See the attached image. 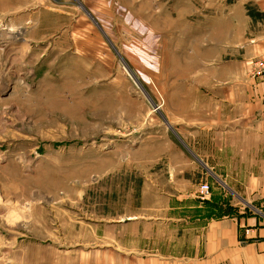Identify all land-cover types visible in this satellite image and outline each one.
Wrapping results in <instances>:
<instances>
[{
	"label": "rangeland",
	"instance_id": "1",
	"mask_svg": "<svg viewBox=\"0 0 264 264\" xmlns=\"http://www.w3.org/2000/svg\"><path fill=\"white\" fill-rule=\"evenodd\" d=\"M178 7L190 11L192 1ZM178 7L0 0V264H22L12 245L25 239L32 254L43 247L40 262L26 264H47L53 235L58 250L75 247L58 253L64 264H150L146 244L117 252L130 249L134 229L148 238V227L134 228L147 221L146 182L207 169L184 139L201 98L181 94L199 82L172 81L165 66L163 29L182 24ZM59 212L70 215L68 242Z\"/></svg>",
	"mask_w": 264,
	"mask_h": 264
},
{
	"label": "crops",
	"instance_id": "2",
	"mask_svg": "<svg viewBox=\"0 0 264 264\" xmlns=\"http://www.w3.org/2000/svg\"><path fill=\"white\" fill-rule=\"evenodd\" d=\"M182 1L193 9H180ZM176 3L182 24L163 29L165 66L172 81L199 82L181 94L201 98L199 119L195 113L184 139L207 169L169 170L152 189L147 181V221L134 228L148 227V238L140 240L134 229L124 237L130 249L117 252L146 244L150 264H264V76H252L254 59L264 56V0ZM202 183L211 188L207 199L199 196ZM62 215L64 230L70 215ZM47 219L38 216L37 225L51 231ZM50 237L56 249L47 264H64L58 253L68 258L74 245L59 243L58 250ZM70 237L65 231L64 241ZM30 240L12 245L22 264L41 260L43 247L32 254L37 247Z\"/></svg>",
	"mask_w": 264,
	"mask_h": 264
},
{
	"label": "built area",
	"instance_id": "3",
	"mask_svg": "<svg viewBox=\"0 0 264 264\" xmlns=\"http://www.w3.org/2000/svg\"><path fill=\"white\" fill-rule=\"evenodd\" d=\"M253 77H262L264 76V56H260L253 61ZM210 185L208 183H202L200 187L199 196L202 199H207L210 193Z\"/></svg>",
	"mask_w": 264,
	"mask_h": 264
},
{
	"label": "bare ground",
	"instance_id": "4",
	"mask_svg": "<svg viewBox=\"0 0 264 264\" xmlns=\"http://www.w3.org/2000/svg\"><path fill=\"white\" fill-rule=\"evenodd\" d=\"M1 200V199H0ZM27 213V212H26ZM23 214V213H22ZM11 217V216H10Z\"/></svg>",
	"mask_w": 264,
	"mask_h": 264
}]
</instances>
